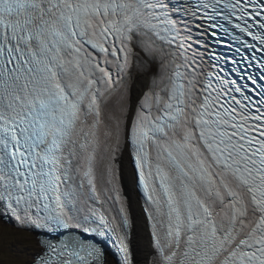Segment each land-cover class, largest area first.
<instances>
[{"label": "snow or ice", "instance_id": "snow-or-ice-1", "mask_svg": "<svg viewBox=\"0 0 264 264\" xmlns=\"http://www.w3.org/2000/svg\"><path fill=\"white\" fill-rule=\"evenodd\" d=\"M0 221L31 264H264V0H0Z\"/></svg>", "mask_w": 264, "mask_h": 264}, {"label": "rangeland", "instance_id": "rangeland-1", "mask_svg": "<svg viewBox=\"0 0 264 264\" xmlns=\"http://www.w3.org/2000/svg\"><path fill=\"white\" fill-rule=\"evenodd\" d=\"M1 225V224H0ZM4 235L7 229H1ZM23 235L27 233L20 232ZM0 264H28L32 254L36 251V242L34 237L28 234V240H14L13 242H1Z\"/></svg>", "mask_w": 264, "mask_h": 264}]
</instances>
